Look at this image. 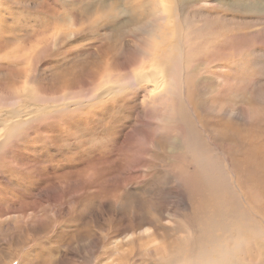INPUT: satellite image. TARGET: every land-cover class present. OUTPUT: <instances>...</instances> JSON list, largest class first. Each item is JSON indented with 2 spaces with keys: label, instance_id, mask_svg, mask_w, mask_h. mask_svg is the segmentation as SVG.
I'll return each mask as SVG.
<instances>
[{
  "label": "rangeland",
  "instance_id": "obj_1",
  "mask_svg": "<svg viewBox=\"0 0 264 264\" xmlns=\"http://www.w3.org/2000/svg\"><path fill=\"white\" fill-rule=\"evenodd\" d=\"M168 1L0 0V264H264V0Z\"/></svg>",
  "mask_w": 264,
  "mask_h": 264
},
{
  "label": "bare ground",
  "instance_id": "obj_2",
  "mask_svg": "<svg viewBox=\"0 0 264 264\" xmlns=\"http://www.w3.org/2000/svg\"><path fill=\"white\" fill-rule=\"evenodd\" d=\"M163 9L165 11V14L168 16V18L171 20L172 24H174L173 26L177 27V43L176 48L181 51L180 48V43H181V34H180V30H179V26H178V10H177V6L174 2L172 1H168V0H163ZM170 22V21H169ZM174 28V27H173ZM179 43V44H178ZM182 54V52H181ZM177 56H172V58L169 59V63H167L166 66L164 67H156L152 66L150 71L147 72H143L142 74L138 75L136 77V79L134 78V82L135 85L136 82H143V83H149L152 86V92L153 93H159L162 91H167L169 89V87H171L173 85V81H174V76L175 75H180L178 72L180 70H182V65L178 62V60L176 59ZM181 61V60H180ZM178 78L180 79V77L178 76ZM180 82V81H179ZM177 82V84L179 83ZM173 87V86H172ZM181 89V88H180ZM116 91V90H115ZM171 92V90H169ZM114 92V88L113 87H109L103 89V91L100 93L99 96H97L96 98H101V97H106L109 96L110 94H112ZM164 97V96H163ZM165 98V97H164ZM67 102V101H66ZM75 102V100H74ZM81 102V101H80ZM58 103V102H57ZM82 104V103H81ZM69 105H71V103H65L63 104L62 107L66 106L68 108ZM44 107V106H43ZM47 107V106H46ZM58 106L55 105V108H57ZM45 108V107H44ZM43 109V108H42ZM41 110L39 108H35L34 110L30 111L32 113V118L37 117ZM11 111V110H10ZM9 111V113H10ZM39 111V112H38ZM54 111V110H53ZM16 112V111H15ZM17 113V112H16ZM12 114V113H11ZM14 114V113H13ZM9 116V115H8ZM14 116V115H13ZM12 116V117H13ZM17 116V115H16ZM43 116V115H42ZM22 118V117H21ZM21 118H17L8 122H3V129H2V133L3 136H7L9 135L15 128H17V126H19L20 124H26V120L25 119H21ZM31 120V118H29ZM33 120V119H32ZM35 120V119H34ZM2 124V123H1ZM1 128V126H0ZM1 133V132H0ZM10 137V136H9ZM8 138V137H7ZM4 140V139H3ZM2 140V141H3ZM6 141V140H5ZM225 246V245H223ZM223 249V248H222ZM219 250V249H218ZM231 250V249H230ZM203 251V250H202ZM206 251V250H205ZM224 252V251H223ZM217 254H220L219 252ZM216 255V254H214ZM232 255V254H231ZM222 256V255H221ZM213 260V259H212ZM229 260V259H228ZM220 262V261H219ZM226 263V262H224ZM230 264V263H229Z\"/></svg>",
  "mask_w": 264,
  "mask_h": 264
}]
</instances>
